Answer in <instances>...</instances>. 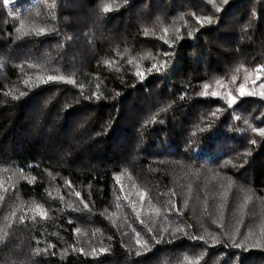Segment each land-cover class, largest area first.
<instances>
[{
  "label": "trees",
  "instance_id": "trees-1",
  "mask_svg": "<svg viewBox=\"0 0 264 264\" xmlns=\"http://www.w3.org/2000/svg\"><path fill=\"white\" fill-rule=\"evenodd\" d=\"M261 69L264 0H0V264H264Z\"/></svg>",
  "mask_w": 264,
  "mask_h": 264
},
{
  "label": "snow or ice",
  "instance_id": "snow-or-ice-1",
  "mask_svg": "<svg viewBox=\"0 0 264 264\" xmlns=\"http://www.w3.org/2000/svg\"><path fill=\"white\" fill-rule=\"evenodd\" d=\"M225 2H227V0H225ZM3 3L5 4V5H7L8 3H9V0H3ZM107 10H109V9H105V11H107ZM209 23L211 22L210 20L208 21ZM165 31H167V30H165ZM261 70H264V69H261ZM49 79H52L51 77L49 78ZM208 86H205V88H207ZM239 92H240V94L241 95H244L245 94V90H244V88L243 87H241L240 89H239ZM205 94H207V93H205ZM212 95H216V93H212ZM233 103L235 102V100H234V98H233V101H232ZM259 132H260V134L261 135H264V129H260V130H258Z\"/></svg>",
  "mask_w": 264,
  "mask_h": 264
}]
</instances>
